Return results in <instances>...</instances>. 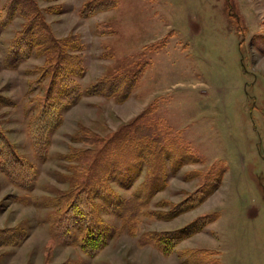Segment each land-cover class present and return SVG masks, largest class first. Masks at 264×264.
I'll use <instances>...</instances> for the list:
<instances>
[{
	"label": "rangeland",
	"instance_id": "obj_1",
	"mask_svg": "<svg viewBox=\"0 0 264 264\" xmlns=\"http://www.w3.org/2000/svg\"><path fill=\"white\" fill-rule=\"evenodd\" d=\"M231 2L229 11L227 0H0V95L8 101L0 99V129L37 171L32 190L0 171V228L26 233L0 247V264H264V0ZM33 20L77 42L67 50L78 57L71 79L82 89L76 103H57L61 123L44 160L28 127L46 103L52 56L37 46L6 64ZM112 79L125 99L122 88L91 92ZM137 118L131 134L144 135L143 171L128 187L108 179L131 204L116 214L95 198L115 235L95 256L49 242L57 200L77 188L84 157L100 150L90 141ZM152 163L162 165L165 185L137 198ZM215 214L169 251L158 245L157 233Z\"/></svg>",
	"mask_w": 264,
	"mask_h": 264
},
{
	"label": "trees",
	"instance_id": "obj_2",
	"mask_svg": "<svg viewBox=\"0 0 264 264\" xmlns=\"http://www.w3.org/2000/svg\"><path fill=\"white\" fill-rule=\"evenodd\" d=\"M231 3V0H227V5L230 6ZM107 5L109 6L107 3L104 4L105 7ZM95 6L99 8V5ZM227 9L230 11L231 6ZM67 41L65 43L56 39L47 26L39 20L38 22L33 20L18 34L6 58L7 66L15 67L23 57L29 54V51L39 46L51 54L52 62L55 64L54 74L45 95L46 103L42 111L33 116L28 127L32 142L42 160L48 157L51 130L57 128L61 123V116L55 110L57 103L62 104V99H66L68 104H73L82 96V89L71 79V73L79 70V60L76 55L70 54L67 50L69 43L74 47H78V44L75 40L67 39ZM92 87L94 89L92 88L91 92L104 91L107 95L116 93L121 88L123 91L125 88L122 87L121 81L113 79L107 82L101 81L100 84H95ZM127 95L128 93L123 91L118 98L122 100ZM0 99L7 101L1 95ZM10 102L12 103V101ZM139 118L124 125L110 136L104 138L97 136L90 141V144L101 145L100 150L96 155L84 157L83 163L87 166L81 169L83 174L77 188L64 193L57 200L63 208L53 218L49 242L56 244L60 241L80 245L85 253L95 256L115 235V229L102 217L95 198L98 197L106 205V209L108 208L116 214H121L120 207L131 204L130 201L110 190L108 179L113 177L120 185L128 187L141 175L144 161L148 160L144 153V135H139L137 130L131 134L132 128L137 129ZM153 152L158 154L157 150ZM151 166L154 171L142 184L141 189L137 192V198L140 194H144V190L148 194H153L165 185L159 181V173L162 169L159 167L162 165L152 163ZM0 171L4 172L18 187L32 190L36 186V167L20 155L15 145L1 129ZM217 218L218 215L215 214L204 220L198 219L177 231L157 233L155 238L160 247L169 251L173 244L200 230L205 223H210ZM25 237L26 233L18 227L0 228V247L22 241Z\"/></svg>",
	"mask_w": 264,
	"mask_h": 264
}]
</instances>
